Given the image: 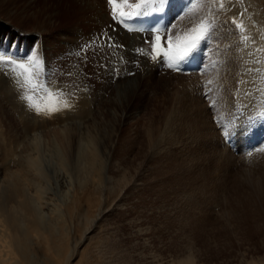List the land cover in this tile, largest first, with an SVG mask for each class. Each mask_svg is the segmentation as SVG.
<instances>
[{"label": "rangeland", "instance_id": "rangeland-1", "mask_svg": "<svg viewBox=\"0 0 264 264\" xmlns=\"http://www.w3.org/2000/svg\"><path fill=\"white\" fill-rule=\"evenodd\" d=\"M28 1L0 0V53L22 58L37 51L44 63L42 79L67 94L72 107L36 114L0 69V177L15 169L9 161L14 140L23 143L33 128L41 129L42 138L54 135L68 160L74 132L82 130L103 169L94 166L71 188L52 177L43 196L46 229H29L22 251L6 246L11 255L3 264H264V151H259L264 118L257 115L264 112V98L260 111L250 97H255L250 56L255 52L257 59L256 49L240 45L245 58L236 64L238 95L231 94V85L207 84L206 71L220 59L227 65L232 47L242 40L221 48L233 37L232 17L219 16L212 37L201 43L192 65L184 66L190 72L174 74L137 49L116 53L108 46L115 42L104 38L113 25L107 0ZM169 5L170 23L180 30L211 18L201 0ZM196 6L203 10L197 16ZM68 7L72 17L58 15ZM225 68L220 64L215 72ZM196 100L208 129L202 135L199 127L189 128L184 152L179 143L167 146L168 138L175 141L185 129L182 120L198 123ZM131 107L134 115L128 118ZM116 130L119 142L110 144Z\"/></svg>", "mask_w": 264, "mask_h": 264}, {"label": "bare ground", "instance_id": "bare-ground-1", "mask_svg": "<svg viewBox=\"0 0 264 264\" xmlns=\"http://www.w3.org/2000/svg\"><path fill=\"white\" fill-rule=\"evenodd\" d=\"M30 1H32V0H29L28 2H30ZM95 1L97 2V0H95ZM172 1L173 0H171V2ZM223 3H224L223 9H220L218 4L215 7L211 8L212 15H211L210 19H214V23L216 24L219 20V16H221L222 14H226V15L231 16L232 19L233 20L235 19L237 22L242 21L243 25L245 27L244 35H247L250 37L248 45H252L253 49L255 48L256 50L258 48H264V39L261 38L262 36H264V28L261 30L259 29V27L261 26V23L264 25V0H223ZM169 6H167V8H166V13H167V18H168L167 24L168 25H169L170 19H171V12H170ZM92 7H95V6H92ZM181 7H182V5H181ZM204 7L208 8V10H209L210 6L208 4H204ZM196 8H197V6H196ZM186 11H187V9H186ZM202 11L203 10L201 8L198 9L195 16L200 15V13ZM253 13H254V15H253ZM241 14H243V15H241ZM58 15H63L65 18H70V17H72L73 12L71 11V8L68 7V9L63 10V13L61 12ZM109 16H110V19H112L111 14ZM197 19H199V17H197ZM201 19H202V17H201ZM112 22H113L112 31L110 32V34H108V37H107V35H105L104 38L107 39V41H105L106 43L107 42L110 43L113 41L115 42V44L117 43V45L119 47H115V48L119 51L116 53H120V50H122V48H124V47H126V49L130 50V49L145 48V46L148 45L146 43V40L144 38H141V36L150 37V36H152L150 33H144L141 31L136 32V33L126 32L123 29H121L116 24V22H114L113 20H112ZM227 25H228V22H227ZM235 25L232 24L233 37L228 39L222 47L220 45H218L219 47L225 49L224 46H226V44H229L232 41H234V39L241 37L240 30L236 27L239 32L236 31ZM229 30L230 29H227V31H229ZM252 32L254 35L252 34ZM220 33H221V31H220ZM220 33L218 35L219 38H220ZM211 37H212V35H211ZM218 40H220V39H218ZM118 42H120V44ZM209 42L211 43V41H209ZM238 42L239 43H236L232 47L229 62L227 65H225L226 59H220L217 61V63L215 65L212 64V67L210 70L206 71V75L214 83H217V84L220 83L223 86L227 85L228 88H230V85H231L230 92L233 96H236L239 93V89H238V86L236 85V80L234 77L236 75L235 74L236 68H238V67H236V64H237V61L242 62L245 58V51L240 46V45H244V42H242V40H239ZM222 44H223V41H222ZM236 47H237V55L235 53ZM112 49H114V48H112ZM117 50H115V51H117ZM209 52H210V50H209ZM197 53H199V52H197ZM220 54H222V52ZM252 54H253V57L250 56L251 59L253 58L252 61L250 62V63H252L251 64L252 70L253 69H261V73L258 74L256 71H253V73L251 75V78H252L251 80L254 83L253 79H255V84H254L255 85V87H254L255 88L254 89L255 97L252 96V94H250V93L249 94H250V97L255 98L257 100L256 101V108L261 111L263 106L259 103V100L261 97L264 98V91H262V90H264V82H262V77H264V52H257V59L262 61V63H260V64L256 63L257 59H255V52H253ZM214 56H212V57H214ZM218 57H219V55H218ZM159 64H161V63H159ZM220 64L222 66H225L226 67L225 70H228V71L226 72L225 70H222L220 72L218 69V72H215L218 65H220ZM240 67H241V65H240ZM11 85L14 86V84H11ZM191 98L193 99V97H191ZM193 100L195 101V99H193ZM196 103L197 104H195V108H196V111L198 113L197 117H200V119L197 121L198 123L196 124L195 121L193 120V123L195 126H191V125L189 126L190 123H188V121H186L188 119L185 120L186 121L185 123L182 120V123H183V126L185 129H182L180 131V133H179V135L175 141H173L172 137L170 139L168 138L169 142L168 141L167 142L169 144H167V146H169V147L173 146V148H174L175 144L179 143L180 146H176V147H178V149L183 148L185 150V148H187L188 144L186 143V147L183 146V144H185V139H187V140L189 139V137H188L189 131H187L189 128H191L193 131H195L199 127L200 131L202 132V135H204V130L208 129L206 121H205V111L202 110L201 103L199 100H196ZM184 105H186L185 108L189 110L187 103ZM250 106H251V104L249 105V107ZM262 111H263V109H262ZM62 112H63V110H62ZM66 113H67V111H66ZM63 114H65V112ZM63 114H62V116L64 118L65 116ZM188 114H190V113H188ZM133 115H134V109L131 107L129 112L127 113V117L132 118ZM257 115L259 116V114H257ZM66 117H65V119H66ZM71 117L73 119V116H71ZM189 118H191L190 115H189ZM252 118H255V117H252ZM69 119L71 122V118H69ZM69 119L67 118V120H69ZM60 121H62V123H63V119ZM72 122H73V120H72ZM249 123H250V120L247 121V124H249ZM82 125H84V124H82ZM85 125L83 127H85ZM71 126H72V124H71ZM100 127H97V128H100ZM97 128H95V129H97ZM24 129H25V127H24ZM62 130H61V132H62ZM40 131H41V129L36 130L34 128L31 129L30 131H27L26 132L27 133L26 139L23 141V143L22 142L17 143L16 142L17 139L14 140L13 155L10 154V156H12V158L10 157L11 160L9 159V161L10 162L12 161L15 169L13 168L14 170L12 169L10 172L7 173V175L0 177V264H3V262L8 261L7 260L8 258L6 257V255H9V254H6V248H5L6 246L7 247L11 246L15 249H18V251H20L21 249H23V247H26V245L29 242V240H28L29 229H32L33 232L39 231L42 228L46 229L45 228V226H46L45 217L46 216L44 217L45 214L43 213L42 208L44 206H46L45 204H47V201H45L46 199L43 200V196H44V192L47 190V186L50 185V183H51L52 177H54L55 179H59L61 187L63 186L66 188L67 187L71 188V186L74 185L75 181L76 182L79 181V177L82 174H85L86 172L90 173V170L94 166L97 167V169H96L97 171L100 169V168H98L99 164H98V159H97V152L93 147L94 145L93 146L91 145L92 142L90 141L88 136L85 135V133L82 130L81 131L79 130L77 133L74 132L75 137L72 140V142H74V143H73V146L71 147L72 149H71V153H70L71 155H69V160H68L67 156L65 155V153L63 152V150L61 149V146L59 145V142L56 140L54 135L50 134L49 137L44 135V138H42L43 135H40ZM65 131H66V129H65ZM115 133H116L114 135L115 139L110 144H113V143L117 144L119 142L117 130ZM91 135H92V133H91ZM100 135H101V133H100ZM95 137H96V135H95ZM123 138H126V137L123 136ZM163 138H162V140H163ZM102 139H103V137H102ZM46 140H48V141H46ZM12 141H13V139H12ZM94 141H96V140H94ZM66 143H68V141H66ZM12 144H13V142H12ZM103 144H105V143H103ZM68 145H69V143H68ZM129 146H131V144H128V147ZM66 147H67V144H66ZM63 149L65 150V147H63ZM183 149H181V150H183ZM68 150H70V149H68ZM170 150H171V148H170ZM184 150H183V152H184ZM180 152H182V151H180ZM187 153H188V151H187ZM170 161L172 163H176V158L173 157V159H170ZM12 163H10V164H12ZM161 164H162L161 167L163 168L164 163H161ZM172 166H170V167H172ZM156 167H157V165H156ZM102 169H100V170H102ZM97 171H95V174L98 175L99 173H101V172L97 173ZM178 172H179V170H178ZM98 177L100 178V175H98ZM100 180H101V178H100ZM11 201H13L15 204L14 205L9 204ZM9 252L11 253V251H9ZM9 252H7V253H9ZM24 256H25V254L23 255V257ZM187 258H190V256H188ZM179 263L185 264L186 262H183L181 260V261H179Z\"/></svg>", "mask_w": 264, "mask_h": 264}, {"label": "snow or ice", "instance_id": "snow-or-ice-1", "mask_svg": "<svg viewBox=\"0 0 264 264\" xmlns=\"http://www.w3.org/2000/svg\"><path fill=\"white\" fill-rule=\"evenodd\" d=\"M189 2L191 3V0ZM201 2L210 6V16L212 15L211 8L217 4L220 9L224 8L223 0H201ZM107 3L112 20L129 30H145L143 28L134 29L129 25L130 21H139L141 18L153 15L159 17L156 24L146 29L152 35V39L146 41L149 44V49H137V53L148 56L151 61L161 63L173 71H184L183 66L195 57L201 43L210 37L214 28V19L209 17H204L183 30L178 29L176 24H171V26L164 24L163 14L171 0H135V2L133 0H107ZM232 22L240 30L241 39L247 47L249 37L244 35L243 22H237L235 19ZM261 38L264 39V36ZM108 46L119 47L111 43ZM256 51L264 52V48H258ZM121 60H123L122 57ZM256 63L260 64L262 61L257 59ZM43 68V59L35 50L22 58L0 53V69H4V74L10 76L19 91V99L25 102L29 110L38 115H53L72 107L67 99V94L63 91H54L49 86V82L42 79ZM252 71L261 73V69ZM131 74L129 73V75ZM262 82H264V77H262ZM212 83V80L207 82L208 85ZM214 103L215 101H213ZM259 115L264 118V112ZM259 151H264V149H259Z\"/></svg>", "mask_w": 264, "mask_h": 264}]
</instances>
